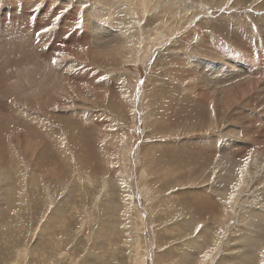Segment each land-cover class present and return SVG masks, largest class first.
<instances>
[{"label": "rangeland", "instance_id": "rangeland-1", "mask_svg": "<svg viewBox=\"0 0 264 264\" xmlns=\"http://www.w3.org/2000/svg\"><path fill=\"white\" fill-rule=\"evenodd\" d=\"M0 264H264V0H0Z\"/></svg>", "mask_w": 264, "mask_h": 264}, {"label": "bare ground", "instance_id": "bare-ground-1", "mask_svg": "<svg viewBox=\"0 0 264 264\" xmlns=\"http://www.w3.org/2000/svg\"><path fill=\"white\" fill-rule=\"evenodd\" d=\"M88 47V46H87ZM233 56V55H232ZM227 75V74H226ZM203 79V78H202ZM228 81V80H227ZM235 129V128H234Z\"/></svg>", "mask_w": 264, "mask_h": 264}]
</instances>
